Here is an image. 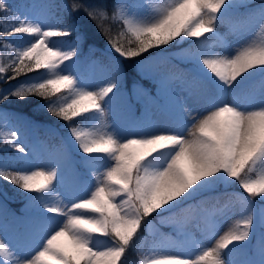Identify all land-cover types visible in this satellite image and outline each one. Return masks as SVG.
Returning <instances> with one entry per match:
<instances>
[{"label": "snow or ice", "instance_id": "6c2138e0", "mask_svg": "<svg viewBox=\"0 0 264 264\" xmlns=\"http://www.w3.org/2000/svg\"><path fill=\"white\" fill-rule=\"evenodd\" d=\"M67 8L83 12L106 39L109 67L99 81L91 71H75L99 63L84 55L89 36L75 23L45 27L0 0V13L12 21L0 23V38H13L3 40L8 55L0 82L7 87L0 90V116L5 123L23 119L5 109L34 97L64 122L56 127L69 137L38 167L18 130H0L6 145L0 182L27 194L15 243L0 235V264H125L154 214L187 236L190 247L174 254L154 244L138 264H233L225 256L234 252L245 255L239 264H264V232L252 243L254 231L264 229V79L258 93L246 88L253 77H264V0H112L111 11L104 0H69ZM225 23L221 35L218 25ZM229 37L239 41L235 48ZM187 41L193 42L188 73L145 70L150 57ZM128 61L155 90L134 92L143 105L138 116L121 93ZM13 162L20 167L14 170ZM220 185L239 191L225 193L224 203L212 197L215 203L206 207L202 197ZM3 221L6 233V215Z\"/></svg>", "mask_w": 264, "mask_h": 264}, {"label": "rangeland", "instance_id": "374dc122", "mask_svg": "<svg viewBox=\"0 0 264 264\" xmlns=\"http://www.w3.org/2000/svg\"><path fill=\"white\" fill-rule=\"evenodd\" d=\"M141 2H142V0H132V1L128 2V3L138 4V3H141ZM248 2L252 3V4H255V3L257 4V3H259V0H248ZM11 11L17 13L18 15H21V16L27 15L30 18L34 19V20H38L39 22L44 24L45 27H47V26H58V25H55V21H56L55 18L56 17H52L51 14H50L51 10L42 12V11H40L39 8H37L36 3L32 2V1H19L18 3H13ZM47 15H48V17H47ZM10 22H12V21L10 20V17L8 16L7 13H0V23H10ZM217 30H218V32L221 35H224L225 33H227V30H228L227 29V23L218 25V29ZM251 35H253V33H249V36H251ZM6 39L12 40L13 38L9 37V38H6ZM19 39L21 40V39H28V38L27 37H16L15 38V40L17 42L19 41ZM228 39L231 41V44H232L233 48H235L237 43H239V41L233 39L232 37H229ZM17 46H19L18 43H17ZM169 48L171 50L168 51V52H162L158 56L150 57L148 59L146 65H145V70L148 71V72H151V65L152 64H158L160 62V58L162 56H165L166 58H169L172 54H177L179 52H181V53L183 52V51H181L183 49V44L179 45L176 48H172L171 46H169ZM153 51H156V50H153ZM1 53L4 54L5 58H7L8 53L4 49L3 42H0V63L1 62L5 63L6 61L2 60L3 55ZM145 56H147V54H145ZM126 63L132 64L133 62L128 61ZM108 67H109V61H108V63H104V64L103 63H98L92 69H88L86 67H83V68L79 67L75 71H77L79 74H85V75H87L88 72L91 71L92 74H93L92 78L94 80H96V81H99L101 79V71L103 69H107ZM188 70L187 71L184 70V72L188 73ZM35 75H37V74L34 73V76ZM262 79H264V77H260L259 75L253 77V79L251 81L247 82L246 88L255 87L256 90H257V93H258L259 92V86H260V83H261ZM126 85H127V82L124 81V83L121 86L122 98L124 100L129 101L130 103H135L132 111H133L134 115L138 116L141 113V111L143 110V105L136 102V100L134 99V95H133L134 92H141L142 89H151L153 91V93H154V91H155L154 87L152 86L150 88H144V87L139 86L138 84H132L131 87H130V90H127V89H125ZM33 108H34V109H32L33 112H34V110L38 109V107H33ZM151 111L153 113V118L154 119H159L160 118L159 117V108H158V106L153 105L152 108H151ZM63 123H62V125H63ZM2 124L9 129V123L8 122L5 123V121H2ZM49 133L51 134V136H55L54 139H59V137H60V145L62 143H67V141L69 139L68 134H67V130L64 129V128H63V133H61L55 127H54L53 130L49 131ZM54 139H52V140H54ZM51 143H52V141H49L48 143L43 141L42 144L38 143L37 153L39 155L37 157H34L33 155H31L32 153L28 149V151L30 153V159L32 160V162H33V164L35 166L44 167V166L47 165L48 159H49V150H51L53 148H56L55 146H52ZM0 149H2L1 145H0ZM16 155H19V154L14 153L13 156H16ZM12 166H13L14 170L16 168L20 167V165L16 164L15 162H13ZM89 179H91V177H89ZM0 190L2 191V193L5 194V196H3V198L5 200H14L15 197H17V198L21 197L20 190L19 189H15L12 185L7 184L6 182H0ZM58 191H62V190L58 189ZM232 207H233V209L236 211V213L238 215V213H239V204H233ZM23 211H24L23 215H20V214L15 213V212H11L10 207L7 206L5 201L0 198V223L4 222L3 221V216L6 215L7 224H8L7 232L5 233L3 231H0V235H3L6 238V240H8V241H10L12 243H15V241L10 239V238H13L14 234L17 231H21L22 230L21 223H22L23 219L25 218V212H26L25 204L23 206ZM235 218H236L235 216L232 217L233 220ZM180 219H182V217L178 218V220H180ZM149 220L152 221V225H153L152 228L150 229V231L155 236V238L152 241L154 244L160 245L161 247H164L167 251L172 252L174 254H184L181 251V249L182 248L186 249V248L190 247L189 238L187 236H180V235L171 236V235L164 234L165 230H163L160 227V225L161 226H165V228L168 227V226L173 227V224L171 222L161 223L160 219L158 217H155V216L152 217ZM10 221L15 226V230L14 231L11 230V227H10L11 222ZM231 223H232V220H228L226 222L225 228L227 226H229ZM192 231H193V234L195 235V237L197 239H199L200 238V233L195 232L194 230H192ZM254 233H255V236H256V238L258 240L262 233H259L257 229L254 231ZM168 236H171L172 238L170 237L171 239L169 240V239H167ZM207 243H209V244L214 243V240L208 241ZM152 246H150V247H152ZM150 247H148L147 250ZM244 258H245V255L242 252H234L231 257L225 256V259H230L233 262V264H239V261H241Z\"/></svg>", "mask_w": 264, "mask_h": 264}, {"label": "trees", "instance_id": "16d2710c", "mask_svg": "<svg viewBox=\"0 0 264 264\" xmlns=\"http://www.w3.org/2000/svg\"><path fill=\"white\" fill-rule=\"evenodd\" d=\"M104 2L108 5L109 11H111V3L112 0H104ZM240 12H243L244 9H239ZM235 14V12L233 13V15ZM66 18L69 22L75 23L77 26L81 27L83 29L84 32H86L88 35H94L95 37H90L89 41H88V46H92L94 51H98L97 48H99V46L102 45H106V39L104 37V35L101 34L100 30L97 28L96 23H94L92 20L88 19L87 16H85V14L83 12L80 13H70V11L66 10ZM68 23V22H66ZM108 26L115 32L119 31V27L116 24H112L111 22H108ZM2 39V38H1ZM193 42L192 41H187L183 43V46L185 47V51H190L191 50V44ZM87 46V45H86ZM98 57H100L102 59V55L99 54L97 55ZM192 62L186 60V52L184 54H179L178 56H175L172 58V60L170 61L169 65H168V73H174V72H179L180 70L186 69V68H192ZM129 76L132 77H136V73L129 68ZM12 83H15V81H13ZM7 86L2 83L0 89H4ZM30 101V102H29ZM14 105L16 106H23L26 109L32 111L31 109H29L30 105H36L38 107V117L41 118L42 121L45 122H51L55 125H58V120H56L54 117H51L47 114V112L39 107L40 104L43 103L42 100H37L36 98H30L27 102H16L13 101L12 102ZM20 104V105H19ZM37 117V118H38ZM10 153V152H9ZM220 187H222L223 189H225V187L223 185H220ZM234 188H236L235 186H233L232 188H229V190L225 189L222 194H214L212 197H216V196H222L225 195V193H232L233 190H235ZM238 189V188H236ZM211 196H208V198L206 199H210L209 203H212L213 201H215L214 199H212ZM257 200H259V198H257ZM155 216V214L153 215V217ZM152 217H149V219H151ZM149 236H153L152 233L150 232L148 225L144 224L142 225V228L137 236V239L135 241V243L133 244L132 248H130L126 254L125 257V264H138V262L140 260L145 259V253H146V248H147V244L149 241Z\"/></svg>", "mask_w": 264, "mask_h": 264}]
</instances>
